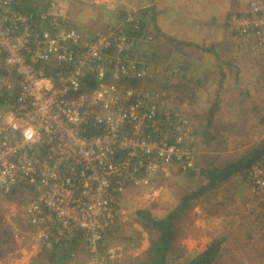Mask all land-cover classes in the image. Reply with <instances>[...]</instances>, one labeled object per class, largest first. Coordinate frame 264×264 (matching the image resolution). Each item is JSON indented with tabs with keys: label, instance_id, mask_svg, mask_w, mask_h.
I'll return each mask as SVG.
<instances>
[{
	"label": "built area",
	"instance_id": "obj_1",
	"mask_svg": "<svg viewBox=\"0 0 264 264\" xmlns=\"http://www.w3.org/2000/svg\"><path fill=\"white\" fill-rule=\"evenodd\" d=\"M119 2L100 6L113 11ZM48 4L33 16L20 10L21 0H0V60L8 76L0 84L14 76L19 85L0 110V198L18 188L36 192L25 217L47 249L83 237V255L73 253L65 264H114L122 249L107 243V234L124 194L151 189L171 170L196 171L200 150L185 107L122 85L150 78L148 60L127 56L150 36L127 33L121 23L87 40L67 26L59 4ZM227 22L251 52L264 51V0H249ZM123 23L140 29L132 15ZM89 78L94 85L86 87ZM244 179L264 222V148Z\"/></svg>",
	"mask_w": 264,
	"mask_h": 264
},
{
	"label": "rangeland",
	"instance_id": "obj_2",
	"mask_svg": "<svg viewBox=\"0 0 264 264\" xmlns=\"http://www.w3.org/2000/svg\"><path fill=\"white\" fill-rule=\"evenodd\" d=\"M51 1L56 2L64 9L67 15V24L68 16L76 20V22H74L69 19V25L75 26L73 28L82 33L87 40H90L93 33L97 30H105L99 28L105 25H107V28H110L122 23V29L131 34L133 32L131 26L123 23L127 15L134 16L138 19V22L141 21L145 27L143 34L150 36L147 31L149 29L148 19L144 18L143 20L142 18L141 20L136 16V13L121 10L119 6L121 0L113 11L106 9L108 8L107 6H105L106 8L100 6L104 3L107 4L110 0H33L31 5H34L38 9ZM231 2L232 3L226 2L215 7L206 4L205 8L206 11L213 9V7L216 9L214 12L209 11L210 13H229V18L232 14H242L246 10L245 7H247L249 0H231ZM227 26L230 29L228 31H230L234 44H236L240 50L248 54L246 57H242L241 60L258 64L260 74L263 73L262 76H264V51L260 53L251 52L235 29L231 28L229 24ZM150 37V41L145 39L137 41L135 47L127 55L129 58L138 56L148 60L152 68L150 78L138 81L137 85L134 86L127 82L122 83V85L124 87L131 86L138 91L154 92L155 90H161L162 94L166 92L163 98L167 101L168 106L172 109L185 107V114L187 115L192 105L191 103L188 105L180 102V96L183 94L182 88H179L178 85L171 86L168 84V86H166L164 83L167 73L161 68L160 64H168V62L174 60L171 58L172 56H170V54L164 51L165 49L168 50V48L162 43L157 48V51H152V49H150V47H152L150 44L155 42H153L154 38L152 36ZM168 43H171V41H168ZM167 46L171 48L169 50L176 48L174 43ZM153 55H156L158 58V60L155 61L157 66L156 69L153 62ZM255 70H252V72H256ZM12 80L13 78L10 79V83L5 80L0 84V97L4 95L2 92L8 93L15 84V87H17L15 80L13 82ZM168 87L171 89H167ZM255 96L256 95H253V97ZM254 101V98H252L251 109L253 110L254 106L256 109L262 107L264 111V88L263 94L257 100L258 103ZM2 108L3 107H0V110ZM255 138L259 140L260 147L258 146V151L260 152V150L264 148V131L255 134ZM186 176H188V174L171 170L167 177L158 176L151 189H128L123 196L122 210L111 231L109 240L107 241L110 245H119L122 249L120 259L114 264H139L149 258L148 251L157 233L148 231L144 229L141 224L137 223L136 211L148 209L156 218L165 217L173 211L170 210V200L174 203L173 199H175V197L185 195L189 190L187 188H190L189 186H191L190 189L193 190L198 188L195 180L189 179ZM237 181L238 180H233L225 183L216 193V195L221 198L214 195L212 199L213 203H211L212 205H210V208L205 211L204 214L199 213L195 215V219L199 223L198 227H192V222L188 223L191 216L179 221V226L175 234L176 243L173 247L176 254H182L181 245H185L190 251L188 252L184 246L187 256H195L200 252V246L198 245L196 247L198 242L202 245V243L208 244L215 240H223L221 246L223 253L221 254V258H218L214 264H264V255H261V251L257 249L262 242L264 243L262 210L257 204L258 201L256 203L254 199L256 207L258 205V209L255 208L256 216L251 218L248 215L249 211L244 208L246 192L240 187V183ZM238 191L239 193H237ZM248 195L251 196L249 193ZM35 197L37 196L34 190L29 188H18L17 192L13 195L0 198V254L2 255L0 264H12L17 262L18 264L64 263V255L68 253L71 244H65L64 247L59 249H47L34 240V230H32L27 222L24 209L26 203ZM220 199H222V204L227 202L221 208L218 203ZM15 233L23 234L24 239L22 240L20 237L16 239L14 237ZM247 237L253 240L252 245H248V241H246L248 239ZM127 240L129 241V245L126 244ZM124 247L129 248L126 250ZM77 250L81 253L79 247ZM173 256L174 255L170 253V257L173 258ZM184 259L183 255H180V262Z\"/></svg>",
	"mask_w": 264,
	"mask_h": 264
},
{
	"label": "crops",
	"instance_id": "obj_3",
	"mask_svg": "<svg viewBox=\"0 0 264 264\" xmlns=\"http://www.w3.org/2000/svg\"><path fill=\"white\" fill-rule=\"evenodd\" d=\"M226 2L232 3L231 0H121L119 5L121 10L132 11L141 20L148 19L147 31L155 42L150 44V49L155 52L162 43L168 48L164 51L174 60L168 64H160L167 73L165 85H178L183 92L180 101L192 105L187 116L193 126L194 139L200 155L196 171L186 177L194 179L198 188L193 190L190 189L191 186L186 187L189 190L185 195L175 197L174 203L169 201L170 210H175L184 197L190 194L198 195L180 215L175 234L179 221L188 216H191L188 223L192 222V227H198L195 215L204 214L212 205L214 195L217 196L218 190L229 181L238 180L240 187L245 190L244 208L249 211L251 218L256 216L255 208L258 209L255 204L257 199L245 182V170L235 172L208 188L209 172L223 169L238 161H246L244 159L251 157L260 145L255 134L264 131L262 107L256 109L254 106L253 110L251 109L252 98L258 103L257 100L263 94V73L260 74L258 64L241 60L248 54L240 50L231 38L227 26L229 13L209 12L216 11L215 6ZM206 4L214 6L213 9L206 11ZM69 19L76 22L68 16V25ZM99 28L107 29V25ZM168 41L174 43L176 48L169 50L171 48L167 45L171 43ZM153 58L156 69L155 61L158 58L156 55H153ZM154 93L161 97L166 95V92L162 94L161 90H155ZM221 201L222 199L218 202L220 208L227 203L222 204ZM246 241L248 245L253 244L252 239L248 238ZM175 243L176 241L174 245ZM211 243L201 245L198 242L196 247L199 245V251L202 252ZM257 249L264 255L263 242ZM222 253L223 249L220 251V254Z\"/></svg>",
	"mask_w": 264,
	"mask_h": 264
},
{
	"label": "trees",
	"instance_id": "obj_4",
	"mask_svg": "<svg viewBox=\"0 0 264 264\" xmlns=\"http://www.w3.org/2000/svg\"><path fill=\"white\" fill-rule=\"evenodd\" d=\"M32 1L33 0H21L20 10L23 11L24 13H27V14L31 13L33 14V16H35L36 14H39L40 11L44 10L46 8V5L50 6V4H46L44 5L45 7L41 6L40 8L37 9V7H35L34 5H31ZM138 24L140 26L139 30H135L134 24H130L131 29H133V32L131 34L134 36H136L137 34H143L145 27L143 23H141V21H139ZM67 26L70 28L75 27V26H70L68 24ZM47 71L50 74L53 73V71L52 72L50 70H47ZM0 78H3V79L8 78L6 72L3 69H1V67H0ZM12 78L14 79V76H11V79ZM127 83L128 84L130 83L134 86V85H137V80L135 79L129 80ZM85 85L86 87L93 86L94 79L89 78ZM15 86L16 84L13 86L11 90L8 91V93L2 92L4 93V95L0 97V107L7 106V104H10V102L14 101L15 95L19 87L18 83H17V87ZM8 100H10L9 103L7 102ZM193 134H194V131H193ZM258 155H259V151L256 150L252 153L251 157L249 156L244 159L246 161H238L237 163L229 165L223 169H216L214 172H209L208 175H209L210 183H209L208 188L213 187L214 185L222 182L225 178L229 177L235 172L247 169L250 166V164L257 158ZM197 195L198 194H190L184 197L181 200L180 204L177 206V208L173 210L172 212H170L169 214H167L163 218L154 217L148 209L136 211L137 223L141 224V226L144 229L157 233V236L151 242V246L148 251L149 258L145 259V261H142V263H139V264H173V263L174 264H214L218 260V258H221L220 251L222 250L221 246H222L223 240H218V241L215 240L210 245H208L205 251L199 252L195 256H189V257L187 256V252L185 251V248L184 249L183 247L181 248L182 254L180 253L176 254L175 249L173 248L174 241H175V230H176L177 221L180 215L183 214L189 208L190 206L189 202L192 199H194ZM110 234H111V231L108 232L107 238L110 237ZM68 243L71 245L69 247L70 249L68 253L64 255L63 264H65V262L68 260L71 254L79 252L77 250L78 247L81 249V253L79 252L80 256L83 255L82 253L85 248L83 237L81 236H74L68 240L61 241L54 248L59 249L61 247H64L65 244H68ZM126 244L129 245L128 240ZM127 248L125 249L127 250ZM170 253L171 255H174L173 258L170 257ZM180 255H183V257L185 258L182 262H180ZM1 258H2V255L0 254V259Z\"/></svg>",
	"mask_w": 264,
	"mask_h": 264
}]
</instances>
